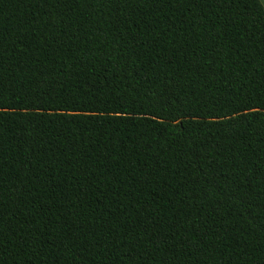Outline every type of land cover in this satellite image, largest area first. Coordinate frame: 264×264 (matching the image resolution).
I'll use <instances>...</instances> for the list:
<instances>
[{
  "label": "trees",
  "instance_id": "1",
  "mask_svg": "<svg viewBox=\"0 0 264 264\" xmlns=\"http://www.w3.org/2000/svg\"><path fill=\"white\" fill-rule=\"evenodd\" d=\"M0 264H264L260 0H0Z\"/></svg>",
  "mask_w": 264,
  "mask_h": 264
},
{
  "label": "crops",
  "instance_id": "2",
  "mask_svg": "<svg viewBox=\"0 0 264 264\" xmlns=\"http://www.w3.org/2000/svg\"><path fill=\"white\" fill-rule=\"evenodd\" d=\"M260 2L262 3V5L264 6V0H260Z\"/></svg>",
  "mask_w": 264,
  "mask_h": 264
}]
</instances>
